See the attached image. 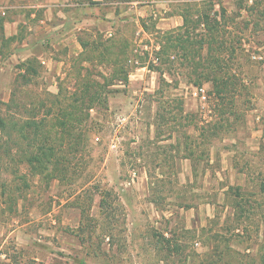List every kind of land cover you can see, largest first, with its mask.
<instances>
[{"label": "rangeland", "instance_id": "1", "mask_svg": "<svg viewBox=\"0 0 264 264\" xmlns=\"http://www.w3.org/2000/svg\"><path fill=\"white\" fill-rule=\"evenodd\" d=\"M75 1L59 67L1 40L0 264H264V0Z\"/></svg>", "mask_w": 264, "mask_h": 264}, {"label": "crops", "instance_id": "2", "mask_svg": "<svg viewBox=\"0 0 264 264\" xmlns=\"http://www.w3.org/2000/svg\"><path fill=\"white\" fill-rule=\"evenodd\" d=\"M92 1L102 3L104 0ZM169 2L170 0H153L144 6L138 15L144 17L160 13V22L157 23L160 28L161 26L171 28L184 25L185 8L177 6L173 11V5L171 6ZM75 5H78V12H90V6L85 1L0 0V29L2 30L0 45L2 42L5 45L9 42L12 44V47L4 52L5 57L2 59L6 61H39L55 68L56 65L59 67L63 63L62 50L59 51V48L66 46L68 53L81 51L76 32L85 19L72 16V9ZM232 7L230 5V8ZM107 9V17L114 16L113 6ZM237 11L242 12L240 9ZM260 26L264 33V23H261ZM103 27L106 30L112 28L110 24ZM107 34L111 35V31H107ZM1 40L3 41L1 42ZM2 55L3 53L0 52V59Z\"/></svg>", "mask_w": 264, "mask_h": 264}, {"label": "trees", "instance_id": "3", "mask_svg": "<svg viewBox=\"0 0 264 264\" xmlns=\"http://www.w3.org/2000/svg\"><path fill=\"white\" fill-rule=\"evenodd\" d=\"M205 14H206V13H205ZM207 15H208V14H207ZM187 19H188V17L185 16V17H184V20H185L184 25H182V26H180V27H184V26H185V23L187 22ZM206 21H207V17H206V19L200 21L199 24H203V25H204V24L206 23ZM142 27H143V25H142ZM125 74H127V72H125Z\"/></svg>", "mask_w": 264, "mask_h": 264}, {"label": "built area", "instance_id": "4", "mask_svg": "<svg viewBox=\"0 0 264 264\" xmlns=\"http://www.w3.org/2000/svg\"><path fill=\"white\" fill-rule=\"evenodd\" d=\"M250 2L252 1V0H249ZM202 97H204V95H202ZM27 264H29V263H27Z\"/></svg>", "mask_w": 264, "mask_h": 264}]
</instances>
